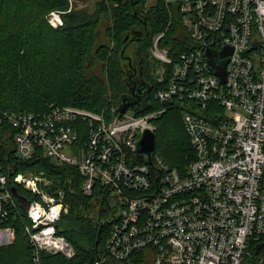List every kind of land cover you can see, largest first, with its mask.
<instances>
[{
    "label": "built area",
    "instance_id": "1",
    "mask_svg": "<svg viewBox=\"0 0 264 264\" xmlns=\"http://www.w3.org/2000/svg\"><path fill=\"white\" fill-rule=\"evenodd\" d=\"M166 3L191 45L164 47L165 33L153 39L162 110L108 118L74 107L45 115L2 112L0 146L19 162L74 168L87 197L108 201L116 193L102 256L86 264H247L264 243V0ZM50 14L53 27L63 26L60 12ZM226 49L223 82L208 55ZM175 104L195 152L184 170L155 152L139 155L145 132L156 135L155 122ZM75 148L77 156L66 153ZM21 210L32 264H43L44 254L76 257L60 235L70 211L65 190L45 171L8 176L0 166V224ZM14 234L10 225L0 228V246L12 244ZM260 253L264 262V248Z\"/></svg>",
    "mask_w": 264,
    "mask_h": 264
},
{
    "label": "trees",
    "instance_id": "2",
    "mask_svg": "<svg viewBox=\"0 0 264 264\" xmlns=\"http://www.w3.org/2000/svg\"><path fill=\"white\" fill-rule=\"evenodd\" d=\"M74 1L78 0H0V113L45 115L52 108L74 107L111 117L106 109L108 94L113 93L116 105L120 104L122 97L131 96L130 89L136 82L131 80L125 60L134 45L133 68H140L143 87L149 89L148 99L138 109V106L132 109L134 115L162 110L155 96L164 87L154 78L156 66L149 59V50L154 37L163 33L162 46L183 50L180 44L187 36L176 10L166 0H153L149 9L146 8L149 0H93L95 10L88 14L74 9ZM52 12L64 14L59 29L48 24L46 15ZM103 18L110 22L106 30L109 44L98 40ZM137 90L136 87L135 93ZM182 109L175 104L155 122L156 156L179 170H184L195 155L181 120ZM115 114L118 115V109ZM10 153L0 146L1 171L8 176L13 171H45L66 192L70 211L64 219L71 216L80 223L77 228L62 227L60 233L73 245L76 257L67 260L44 254L42 263L86 264L99 259L111 222L88 215V202L94 196L82 193L78 172L45 159L19 162ZM7 160L10 164H6ZM24 219L21 210L16 218L0 224V228L10 225L15 231L13 243L0 246V264H32ZM255 252L254 248L247 264H264L260 261L261 253Z\"/></svg>",
    "mask_w": 264,
    "mask_h": 264
},
{
    "label": "rangeland",
    "instance_id": "3",
    "mask_svg": "<svg viewBox=\"0 0 264 264\" xmlns=\"http://www.w3.org/2000/svg\"><path fill=\"white\" fill-rule=\"evenodd\" d=\"M73 4V7L74 9H76L77 11L79 12H85V13H88V14H92L95 10V3L93 0H84V1H81V0H78V1H74L72 2ZM154 4V1L153 0H149L148 3H147V7L146 8H150L152 7ZM50 15L51 14H48V16L46 15V19L48 20V24L53 28V29H59V28H55L53 27L51 24H50ZM63 15L64 14H61L60 17H61V20H62V23H63ZM110 22L108 20V18H103L102 19V23H101V26L98 30V40L99 42L101 43H108L109 42L107 41V38H106V30H107V27L109 26ZM179 35L181 36L182 38V32L179 33ZM185 37H186V34H185ZM187 45H191V42H189L187 40ZM151 50V48H150ZM149 50V59H151V51ZM127 55L129 58H133L135 59L136 58V46L134 45L132 48H129L128 52H127ZM153 62V60H152ZM154 63V62H153ZM156 66V70H157V65ZM129 76L132 75L133 79H134V71L132 69H129ZM127 92H129V89H127ZM110 93V92H109ZM122 95V93H121ZM120 107V104H117L116 105V102H115V97L113 95V93H110L108 94V104L106 105V109H109V112L112 114H115L117 112V109H119ZM191 108V106H190ZM137 109V108H136ZM135 114V110H128V114L127 115H134ZM112 116H115V115H112ZM117 117V116H116ZM179 127L182 126L181 122H179ZM66 153L69 155V156H77L78 154V148H75L72 153L69 149H66ZM157 155V152L155 153V156ZM146 161V159H145ZM117 195L116 193H111L108 197V201L105 200V197L104 196H95L93 197L92 199H90V201L88 202V215L90 216V218H98V219H101V220H104V218L106 219H110L112 221L113 217L112 215L109 214L110 212V209H109V206L110 208L112 207H115L116 204H117ZM79 227L80 226V223L78 221H76L73 217H69V218H66L64 219L63 222H61L60 224V227H63L65 229H69L71 227ZM14 237H15V234H14ZM6 243V240L4 241L3 244Z\"/></svg>",
    "mask_w": 264,
    "mask_h": 264
},
{
    "label": "water",
    "instance_id": "4",
    "mask_svg": "<svg viewBox=\"0 0 264 264\" xmlns=\"http://www.w3.org/2000/svg\"><path fill=\"white\" fill-rule=\"evenodd\" d=\"M231 55V50L226 49L224 52L220 53L219 55H215L214 53H209L210 58V65L211 67L216 71V75L220 77L223 82L225 80V67L228 61V58ZM125 60L129 64V69H132L135 73V69L133 68L132 60L129 57H125ZM131 80H133L132 75L130 76ZM131 85V84H130ZM131 90V96H124L122 97L120 101V107L118 109V112L120 116L126 114V112L130 109H133L134 107H137V109L140 107V104L147 100L149 89L145 87L138 88L137 92ZM141 110V109H140ZM156 150V135L150 131H146L143 135L140 143H139V155L143 156L146 155L150 157ZM15 194L17 193L16 190H14ZM264 248V243L260 244L256 248L255 255H258L260 251Z\"/></svg>",
    "mask_w": 264,
    "mask_h": 264
},
{
    "label": "flooded vegetation",
    "instance_id": "5",
    "mask_svg": "<svg viewBox=\"0 0 264 264\" xmlns=\"http://www.w3.org/2000/svg\"><path fill=\"white\" fill-rule=\"evenodd\" d=\"M135 69V73H134V80L136 82H134V87H133V90L135 91L136 87L137 88H140V87H143L144 85V82H142V73L139 71L140 68H134Z\"/></svg>",
    "mask_w": 264,
    "mask_h": 264
}]
</instances>
